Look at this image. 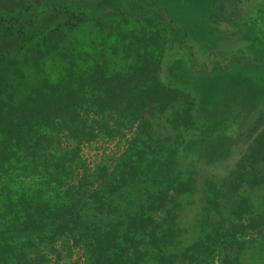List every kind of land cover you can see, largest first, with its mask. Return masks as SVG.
<instances>
[{"label": "trees", "instance_id": "trees-1", "mask_svg": "<svg viewBox=\"0 0 264 264\" xmlns=\"http://www.w3.org/2000/svg\"><path fill=\"white\" fill-rule=\"evenodd\" d=\"M26 1L34 13L0 14V44L27 45L0 54V264H51L61 250L79 251L80 264H238L264 230V130L225 177L199 164L214 162L201 151L212 152L216 133L206 125L191 137L195 97L158 75L183 32L174 27L190 28L171 12L179 0ZM129 18L139 29L115 30L111 46L119 68L99 66L101 52L90 72L69 60L51 78L48 60L67 59L65 32ZM100 137L125 147L86 169L81 148ZM198 186V235L183 245L182 198ZM248 191L262 193L256 204Z\"/></svg>", "mask_w": 264, "mask_h": 264}, {"label": "rangeland", "instance_id": "rangeland-1", "mask_svg": "<svg viewBox=\"0 0 264 264\" xmlns=\"http://www.w3.org/2000/svg\"><path fill=\"white\" fill-rule=\"evenodd\" d=\"M178 2V9L174 8L171 12L175 14V20L189 22L187 26L190 28L188 30L185 23L175 24L174 28L183 32L175 33L176 43L165 53L158 75L163 83L195 97L198 110L191 137H195L196 130L206 125L216 133L211 142L216 143L215 147H211L212 152L200 150L201 155L214 162L202 160L199 164L207 174L225 177L264 130V0ZM38 7L37 10L42 9V5ZM21 12L25 16L34 13L32 6L28 8L26 0H0V14L20 15ZM129 12L136 15L139 8L131 4ZM105 21L101 27L87 24L81 29L65 32L60 49L67 59L53 55L48 60L52 79L58 76L69 60L78 63L81 72L85 74L91 71L93 62L101 61L102 57L105 63L98 62L99 66H109L115 61L114 68L120 67L118 60L121 56L113 54L111 50V46L120 40L115 30L119 34L125 31L136 32L139 26L135 25L132 18L126 23L120 19H109L108 23ZM141 25L146 30L150 29L145 21ZM111 30L114 35L108 38L107 33ZM155 31L156 27H153L152 32ZM3 43L0 44V54L19 55L27 46L18 41L7 43L4 40ZM101 52L103 56L99 57ZM124 134L126 137L129 135ZM124 147L122 138L100 137L96 142L83 146L80 156L86 169L91 170L103 157L118 156ZM218 148L224 153L215 160ZM24 181L26 185L32 186L29 179ZM25 184L22 182L23 187ZM201 192V186H198L192 195L182 198L180 226L184 230L183 245L193 242L198 235ZM240 195L256 204L262 193L248 191ZM55 244L58 250L62 248L60 241ZM50 254L53 253L50 251ZM59 255H52L49 259L47 257V260L51 264H80L83 261L77 250L69 255L61 250ZM235 261L238 264H264V230L247 238L245 248L236 255Z\"/></svg>", "mask_w": 264, "mask_h": 264}]
</instances>
